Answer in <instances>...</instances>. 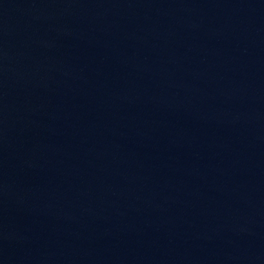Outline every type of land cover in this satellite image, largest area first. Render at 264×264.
Here are the masks:
<instances>
[{
	"label": "water",
	"instance_id": "water-1",
	"mask_svg": "<svg viewBox=\"0 0 264 264\" xmlns=\"http://www.w3.org/2000/svg\"><path fill=\"white\" fill-rule=\"evenodd\" d=\"M0 264H264V0H0Z\"/></svg>",
	"mask_w": 264,
	"mask_h": 264
}]
</instances>
